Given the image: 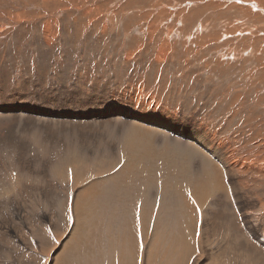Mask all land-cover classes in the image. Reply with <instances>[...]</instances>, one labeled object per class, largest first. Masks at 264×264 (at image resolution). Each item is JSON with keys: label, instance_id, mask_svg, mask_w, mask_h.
I'll use <instances>...</instances> for the list:
<instances>
[{"label": "rangeland", "instance_id": "1", "mask_svg": "<svg viewBox=\"0 0 264 264\" xmlns=\"http://www.w3.org/2000/svg\"><path fill=\"white\" fill-rule=\"evenodd\" d=\"M141 85L178 113L174 121L183 134L168 135L171 144L190 147L194 133L209 139L216 133L221 144L229 143L233 179L248 184L239 205L217 188L205 194L208 199L193 201L183 221L180 212L177 222L136 213L118 228L107 226L118 208L112 215L98 209L95 217L82 215L86 221L80 217L72 231L73 218L60 216L56 206L48 212L30 192L21 198L25 212L13 206L23 220L3 218L0 264H264V0H0V171L8 164L5 151L27 147L33 153L32 147L43 146L30 147L21 136L42 133L41 114L58 108L51 101L70 110L103 111L115 89L124 95ZM78 103L87 104L74 107ZM208 115V121L201 118ZM64 118L46 120L48 132L68 129L79 139L86 133L89 144L91 133L117 122L122 130L131 127L123 119L83 124ZM20 127L24 131L17 134ZM63 133H44L52 142L44 147L43 163L68 144ZM164 142L160 136L158 145ZM97 156L110 162L105 150L90 158ZM202 179H186L178 200L189 202ZM93 186L88 195L97 201L102 188ZM35 189L47 192V182ZM119 204L124 209L123 200Z\"/></svg>", "mask_w": 264, "mask_h": 264}, {"label": "bare ground", "instance_id": "2", "mask_svg": "<svg viewBox=\"0 0 264 264\" xmlns=\"http://www.w3.org/2000/svg\"><path fill=\"white\" fill-rule=\"evenodd\" d=\"M143 86L130 88L124 92V95L115 89L113 99L108 102L107 108L103 111L81 112L75 108L70 110L68 106L67 109L63 107L65 104L62 102L51 101L58 108L54 112L41 114L38 124L42 122L39 125L43 129L42 133L38 131L33 139H30L27 134L21 136L24 138L23 143H28V145L31 143L30 147L34 142H42L43 146L38 149L40 143L35 148L32 147L30 151L33 153H28V148L22 147L16 152L5 151L3 154L4 158L8 160H6L8 164L3 171H0V227H3V218L5 217L9 220H23L22 213L25 210H23L24 205L21 206V198L30 192L36 196L35 202L37 199L38 205L48 209V212L56 206L60 216L66 215L73 218L71 222L69 221V229L72 231L82 215L85 216L87 213L94 215L98 213V209L102 211L101 214L112 215L114 208H118L117 214L109 218L107 222V226L113 227L117 224L118 228L122 227L128 218L130 219L136 213L143 218L146 214L154 215L153 218H156V221L160 219L177 222L181 218L183 221V215H186V219L189 218L188 213L184 214L185 212H189L200 200H206L205 194L209 190L217 188L219 191L225 192L227 198L229 194V198L239 205L241 190L243 192L245 185L248 187V184L245 182L243 184L240 179H233L236 171L230 169L229 162L232 160L229 143L221 144L216 133L213 134L212 139L194 133L188 139L190 147L183 143L181 144L182 148L179 147V144H171L166 138L168 135L182 136L183 134L174 121L178 117V113L174 109L164 108L156 101L155 93L141 89ZM180 99L184 102L183 98ZM86 104L78 103L74 107L79 105V107L85 108ZM210 117L208 115L201 118L208 121ZM51 118H64L63 120L69 122L79 121L83 124H95L104 122L105 118L109 120L115 118L118 121L123 119L130 122L131 127L122 130L117 122L111 130L91 133L93 138L92 143L89 144L86 133L82 139H79L78 132L68 129L48 132L44 122ZM185 118V115L179 118L180 129L183 128ZM198 118L200 117H196V119ZM87 120L89 122H86ZM21 122L24 120L22 119ZM26 122L30 123L28 120ZM23 131L24 129L20 127L16 133L22 134ZM63 132H67L64 139L68 141V144L60 146L59 149H53L48 162L43 163L44 147L52 142L46 140L48 137L45 138L44 133L59 135ZM71 133L74 134L71 135ZM160 136L165 137V142L161 146L158 145ZM104 141L105 145H103ZM257 146L259 147L260 144H254V148ZM178 149H181L184 154L181 158H179ZM100 150L106 151L110 162H102L101 156L90 158L98 154ZM255 150L257 155L261 156L263 153L262 148H255ZM231 157H233V153ZM236 164L238 165V163ZM206 168L211 171L204 177ZM185 171L194 172L186 175ZM253 171L254 167L251 166L249 172L253 173ZM216 173L218 177L214 176ZM262 174L264 175V172L261 173V177ZM101 175L108 179L107 183H103ZM221 176L227 178L228 182H224ZM89 178L90 184L85 185L84 181ZM201 178L203 179L195 188L196 192L189 195L190 201L187 202L186 197L179 201L178 193L186 186L182 183L186 179L199 180ZM46 182L48 196L43 198L47 192L38 191L35 186L44 187ZM93 184H98L102 188L100 199L97 201L88 195L94 189ZM52 190H56L54 192H57V195L54 198L50 197L53 199L51 203L49 195ZM110 194H113V197ZM102 200L113 202L115 207L110 208L109 205L106 206L99 202ZM122 200L124 209L122 204H119ZM193 201L194 204L191 206ZM13 206L22 209V213L14 210ZM72 213L78 214V216L72 215ZM72 222L73 226H71ZM83 222L79 223L85 225ZM6 228L8 232L13 230L11 224H8Z\"/></svg>", "mask_w": 264, "mask_h": 264}]
</instances>
